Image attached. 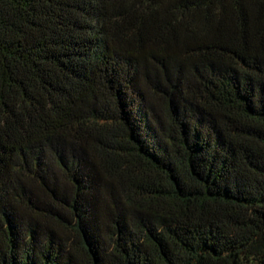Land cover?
Masks as SVG:
<instances>
[{
	"label": "trees",
	"instance_id": "1",
	"mask_svg": "<svg viewBox=\"0 0 264 264\" xmlns=\"http://www.w3.org/2000/svg\"><path fill=\"white\" fill-rule=\"evenodd\" d=\"M0 264H264V0H0Z\"/></svg>",
	"mask_w": 264,
	"mask_h": 264
}]
</instances>
